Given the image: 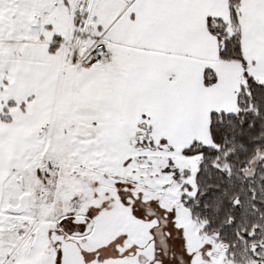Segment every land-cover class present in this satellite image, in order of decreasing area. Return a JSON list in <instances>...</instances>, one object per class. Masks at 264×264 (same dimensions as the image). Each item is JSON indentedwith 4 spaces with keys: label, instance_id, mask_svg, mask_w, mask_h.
<instances>
[{
    "label": "snow or ice",
    "instance_id": "1",
    "mask_svg": "<svg viewBox=\"0 0 264 264\" xmlns=\"http://www.w3.org/2000/svg\"><path fill=\"white\" fill-rule=\"evenodd\" d=\"M0 264H264V0H0Z\"/></svg>",
    "mask_w": 264,
    "mask_h": 264
}]
</instances>
